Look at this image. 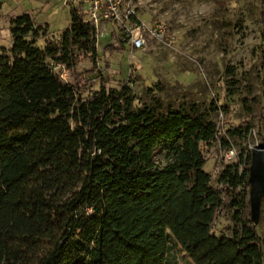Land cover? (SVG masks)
<instances>
[{"label": "trees", "instance_id": "16d2710c", "mask_svg": "<svg viewBox=\"0 0 264 264\" xmlns=\"http://www.w3.org/2000/svg\"><path fill=\"white\" fill-rule=\"evenodd\" d=\"M79 7L59 41L37 46L48 24L25 12L10 20L11 47H0V264H177L173 249L191 264H264L236 199L247 171L225 165L215 189L204 169L216 103L165 108L152 94L134 106L127 85L103 83L83 98L50 67L96 56ZM172 140L161 167L155 149ZM226 200L230 223L215 233Z\"/></svg>", "mask_w": 264, "mask_h": 264}, {"label": "rangeland", "instance_id": "374dc122", "mask_svg": "<svg viewBox=\"0 0 264 264\" xmlns=\"http://www.w3.org/2000/svg\"><path fill=\"white\" fill-rule=\"evenodd\" d=\"M71 6L64 0H0V47H11L10 20L25 12L36 24H48V33L37 39V46L43 47L46 39L59 41ZM130 7L134 11L130 19L94 26V59H82L70 69L53 62L50 67L77 85L83 98L103 83L106 88L127 85L136 97L134 106L149 103L152 94L165 108L183 100L216 103L219 110L212 118L218 133L215 141L202 147L204 169L215 189H221L218 179L225 165L238 163L247 171L236 199L250 218L251 150L264 145V0H134ZM157 23L163 28L161 38L150 30ZM137 32L145 40L140 49L131 43ZM229 127L237 133L227 132ZM175 142L156 147L159 166L167 163ZM228 149L235 152L233 161L224 159ZM227 201L212 225L215 233L230 223L233 209ZM255 226L264 251V198ZM172 253L177 264H191L181 251Z\"/></svg>", "mask_w": 264, "mask_h": 264}, {"label": "built area", "instance_id": "2783aa9c", "mask_svg": "<svg viewBox=\"0 0 264 264\" xmlns=\"http://www.w3.org/2000/svg\"><path fill=\"white\" fill-rule=\"evenodd\" d=\"M133 1L134 0H64L66 4H70L72 6L79 5L82 11L86 14L87 19L96 28L102 21H117L123 18L130 19L132 17V13L134 12L130 7V3ZM150 30L152 35L156 38H161L163 36V28L158 23ZM144 42L145 40L139 32L133 35L131 43L135 49L142 48L144 46ZM60 76L64 78V73ZM234 158V150L228 149L225 151L224 159L226 161H233Z\"/></svg>", "mask_w": 264, "mask_h": 264}, {"label": "water", "instance_id": "95a60500", "mask_svg": "<svg viewBox=\"0 0 264 264\" xmlns=\"http://www.w3.org/2000/svg\"><path fill=\"white\" fill-rule=\"evenodd\" d=\"M249 203L250 219L255 225L259 219L261 201L264 195V145L259 143L251 150L249 166Z\"/></svg>", "mask_w": 264, "mask_h": 264}]
</instances>
